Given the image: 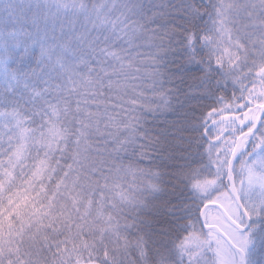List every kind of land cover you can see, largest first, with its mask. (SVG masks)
<instances>
[{"label":"snow or ice","instance_id":"obj_1","mask_svg":"<svg viewBox=\"0 0 264 264\" xmlns=\"http://www.w3.org/2000/svg\"><path fill=\"white\" fill-rule=\"evenodd\" d=\"M262 117L264 0H0V264H259Z\"/></svg>","mask_w":264,"mask_h":264},{"label":"trees","instance_id":"obj_2","mask_svg":"<svg viewBox=\"0 0 264 264\" xmlns=\"http://www.w3.org/2000/svg\"><path fill=\"white\" fill-rule=\"evenodd\" d=\"M191 83L192 82L189 81L188 83L182 85V87L187 89L188 85L191 84ZM222 95H223V93H222ZM193 104L197 108L198 113H202L205 116V118L209 120V128L210 129L213 128L214 126L211 124V118L208 116V113L211 111V109L213 107V100L211 98H208V99H197V100H195L193 102ZM164 115L167 116V118L169 120H172L175 117L176 114L172 110H169L168 112L164 113ZM213 115H215V114H213ZM225 115L228 116L229 113L226 111ZM195 135L196 136H200V133L197 132V133H195ZM254 135L258 136V133L254 134ZM213 142H217V141H213ZM258 151H259V149H257V152ZM149 163H150L149 161L145 160L142 163H140L139 167L141 169L148 170ZM158 170L159 169L156 168V167L151 168V171H153V172L158 171ZM148 181H149V183L151 182L150 180H148ZM130 189L132 190V188H130ZM201 223H202V221H201ZM197 227L199 228L200 225H197ZM204 231L207 232L208 230L204 229ZM258 261H259V264H264V257L258 256Z\"/></svg>","mask_w":264,"mask_h":264},{"label":"rangeland","instance_id":"obj_3","mask_svg":"<svg viewBox=\"0 0 264 264\" xmlns=\"http://www.w3.org/2000/svg\"><path fill=\"white\" fill-rule=\"evenodd\" d=\"M156 99H159L158 97ZM225 136L228 135L227 132L224 133ZM217 143V142H216ZM149 178L147 176H141L139 173H136L134 175H129L127 177V184L129 188H132V191L135 192L136 188L141 186L144 183H149ZM219 203V202H218ZM208 213V218L209 220H213L215 218H220L221 217V212L218 209L211 208L207 210ZM258 260V256H257Z\"/></svg>","mask_w":264,"mask_h":264},{"label":"water","instance_id":"obj_4","mask_svg":"<svg viewBox=\"0 0 264 264\" xmlns=\"http://www.w3.org/2000/svg\"><path fill=\"white\" fill-rule=\"evenodd\" d=\"M262 119H264V117H262ZM259 131V124H257V129L256 130H254V133L253 134H256L257 132ZM209 207H217V208H219L220 210H221V212H223L224 211V209L220 206V204L219 203H216V204H209L208 205V208ZM207 208V209H208ZM207 209H205L204 211H206ZM203 217H202V222H203ZM206 230H208L207 228H205Z\"/></svg>","mask_w":264,"mask_h":264}]
</instances>
